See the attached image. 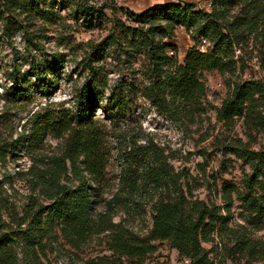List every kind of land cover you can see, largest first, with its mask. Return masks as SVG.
I'll list each match as a JSON object with an SVG mask.
<instances>
[{"label":"rangeland","instance_id":"rangeland-1","mask_svg":"<svg viewBox=\"0 0 264 264\" xmlns=\"http://www.w3.org/2000/svg\"><path fill=\"white\" fill-rule=\"evenodd\" d=\"M213 1L91 0L90 7L104 10L100 21L86 20L77 5L45 8L56 12L54 21L15 12L9 19L0 6V237L9 238L0 264H189L169 242L150 240L154 206L173 193L172 187L150 181V171L160 161L189 197L216 208V226L203 244L214 264H264V216L253 213L242 199L248 196L264 205V193L259 188L249 191L253 168L236 155L241 149H264V102L250 98L240 118L220 114L240 83L264 82V0H238L227 9L224 24L244 17L248 22L237 30L236 69L202 72L204 94L180 101L176 113L165 112L149 98L155 65L146 52L136 51L119 26L137 28L133 16L157 5L192 3L197 11L211 13ZM193 31L179 26L172 39L164 40L177 48L167 51L173 61L183 64L196 46L203 52L213 49L203 37L195 42ZM97 49L104 52L96 63L108 85L102 88L105 98L94 120L105 132L109 158L91 229L84 238H75L57 221L39 220L40 209L53 203L49 196L54 190L79 184L71 172L56 175L65 138L44 135L36 149L29 148L28 139L39 115L76 111L89 76L84 60ZM51 64L47 78H59L48 90L36 73ZM12 73L26 76L32 85L31 92L16 100ZM114 88L122 93L125 109L108 115L104 107ZM133 149L147 157L131 170L127 156ZM139 245L149 247L137 256L141 250L134 247Z\"/></svg>","mask_w":264,"mask_h":264},{"label":"trees","instance_id":"trees-1","mask_svg":"<svg viewBox=\"0 0 264 264\" xmlns=\"http://www.w3.org/2000/svg\"><path fill=\"white\" fill-rule=\"evenodd\" d=\"M90 1L0 0L2 3L0 6L9 13V19L12 12H15L16 15H37L47 21H54L57 17L56 12L51 9L47 11L45 8L77 5L79 13H82L86 20L97 17L100 21L104 10L90 7ZM237 2L238 0H214L211 13L197 11L192 3L157 5L141 15L133 16V21L139 25L137 28L119 24L123 36L127 35L132 39L131 45L136 51L146 52L155 65L153 76L155 84L154 88L150 89L149 98L153 103L161 104L165 112L171 113L175 110L176 113L180 101H193L204 94L205 85L200 80L202 72L225 74L236 69L234 45L240 36L237 30L248 22L244 17L237 18L234 23L224 24V15L227 9ZM179 26L184 27L189 33L197 30L196 37L192 39L197 43V38L200 37L210 40L214 44L213 49L203 52L196 46L186 53L183 64L173 61L167 51H175L177 48L164 40L172 39ZM106 45L110 46L108 42ZM101 51V49L93 51L84 60L88 62L89 76L79 93L76 111L50 110L39 115L29 139L24 138V141L28 139L30 149L39 147L44 135L55 133L59 138H65L66 148L63 156L57 160L56 175L68 176L71 172L79 184L75 189L63 187L54 190L49 196L53 203L40 209L39 220L44 217L52 223L57 221L75 238H84L91 229L93 208L100 196L99 187L105 179L109 158L105 132L98 125V120H94V116L102 107L101 101L105 98L102 88L108 85L105 82L104 70L96 63L104 57V52ZM52 70L53 64L40 68L36 73L39 79L44 78L41 84L48 90L54 88L59 78L58 75H53L51 79L47 78ZM10 80L15 85L11 88L15 100L31 92L32 85L26 76L12 73ZM256 96L259 101L264 102V82L259 80L240 83L232 97L225 101L220 114L224 118H240L248 110V100ZM122 98V93L114 88L111 96L107 98L105 113L115 115V110L125 109ZM135 152L130 151L127 156L131 170L147 157L146 153ZM236 155L253 168V176L247 182L249 191L254 192L255 188H259L264 193V149L261 151L241 149ZM158 166L157 170L150 171V181L157 187L164 185L172 187L173 193L161 197L154 206V229L150 240L169 242L178 251L179 256L187 259L189 264H214L210 259V252L203 244L209 242L208 236L216 226L218 217L216 208L207 206L203 201L194 200L192 196L189 197L165 162L160 161ZM242 199L253 213L264 216V205L259 200L248 196ZM8 242L7 235L0 237V261L6 252ZM147 247L149 246L134 247L141 250L135 255L139 256L146 252Z\"/></svg>","mask_w":264,"mask_h":264}]
</instances>
